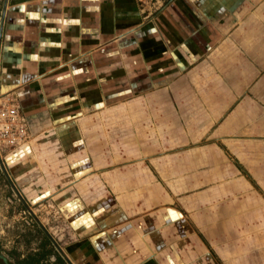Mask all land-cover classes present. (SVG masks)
<instances>
[{"label": "crops", "instance_id": "obj_1", "mask_svg": "<svg viewBox=\"0 0 264 264\" xmlns=\"http://www.w3.org/2000/svg\"><path fill=\"white\" fill-rule=\"evenodd\" d=\"M148 10L4 0L20 193L55 206L77 264H264V0Z\"/></svg>", "mask_w": 264, "mask_h": 264}, {"label": "rangeland", "instance_id": "obj_2", "mask_svg": "<svg viewBox=\"0 0 264 264\" xmlns=\"http://www.w3.org/2000/svg\"><path fill=\"white\" fill-rule=\"evenodd\" d=\"M142 4L149 8L151 17H157L162 10L168 7L175 0H140ZM4 0H0V17ZM14 147L7 140L0 137V264L3 259L12 260L13 256L27 257L29 254L42 252L46 246V235L42 230L44 222L48 223L56 232H50L55 239L61 252L56 246L55 253L62 256L64 264H69V259L73 264H77L73 249H67L69 242L63 240V221L55 208L48 200L41 199L32 205L25 196L24 199L17 195L13 184L21 192L19 185L12 175V162L8 156ZM9 160V161H8ZM2 164L6 168L12 183L8 180L2 170ZM33 174V175H32ZM35 180H44L43 171L31 173ZM28 177L24 180H28ZM22 193V192H21ZM40 224H38V223ZM47 228V227H46ZM50 230L49 228H47ZM73 253V254H72ZM2 258V259H1ZM43 264H56V256H49ZM87 264H92L91 262Z\"/></svg>", "mask_w": 264, "mask_h": 264}, {"label": "built area", "instance_id": "obj_3", "mask_svg": "<svg viewBox=\"0 0 264 264\" xmlns=\"http://www.w3.org/2000/svg\"><path fill=\"white\" fill-rule=\"evenodd\" d=\"M19 114L4 116V122L0 127V137L7 140L12 146H16L27 137L26 129L17 123Z\"/></svg>", "mask_w": 264, "mask_h": 264}, {"label": "trees", "instance_id": "obj_4", "mask_svg": "<svg viewBox=\"0 0 264 264\" xmlns=\"http://www.w3.org/2000/svg\"><path fill=\"white\" fill-rule=\"evenodd\" d=\"M42 230H43V228H42ZM45 235H46V244H47L46 246H48L50 248L45 247L42 252H36L34 254L33 253L32 254H29L27 257H25L23 259H21L20 255H17L16 257L13 256L12 259H17L16 260V264H43V262L49 256H56V264H64L65 263V260L63 259L62 256H60L57 253H55V248L53 247V245H54L53 242L47 236L46 233H45Z\"/></svg>", "mask_w": 264, "mask_h": 264}, {"label": "water", "instance_id": "obj_5", "mask_svg": "<svg viewBox=\"0 0 264 264\" xmlns=\"http://www.w3.org/2000/svg\"><path fill=\"white\" fill-rule=\"evenodd\" d=\"M4 11H5V7H4ZM3 11V14H2V22L4 21V18H5V12ZM1 22V23H2ZM1 33H2V28L0 29V36H1ZM2 170L3 172L5 173L6 177L8 178V180L12 183V179L10 178L6 168L4 167V165L2 164ZM13 184V183H12ZM13 187L15 189V192L17 195L21 196V193L19 192V190L15 187V185L13 184ZM44 232L47 234V236L51 239V241L53 242V244L58 248V250L61 252V249L59 248V246L57 245L55 239L51 236V234L48 232V230L42 226ZM68 263L69 264H73L69 259H67Z\"/></svg>", "mask_w": 264, "mask_h": 264}, {"label": "flooded vegetation", "instance_id": "obj_6", "mask_svg": "<svg viewBox=\"0 0 264 264\" xmlns=\"http://www.w3.org/2000/svg\"><path fill=\"white\" fill-rule=\"evenodd\" d=\"M25 258L24 256L21 257V259ZM2 259V258H1ZM16 260L17 259H12V260H8V259H3V264H16Z\"/></svg>", "mask_w": 264, "mask_h": 264}]
</instances>
